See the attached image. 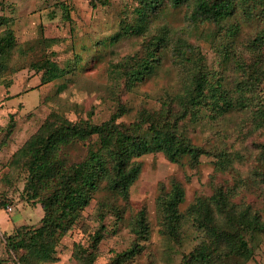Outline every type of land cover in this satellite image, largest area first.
Masks as SVG:
<instances>
[{"label":"rangeland","instance_id":"obj_1","mask_svg":"<svg viewBox=\"0 0 264 264\" xmlns=\"http://www.w3.org/2000/svg\"><path fill=\"white\" fill-rule=\"evenodd\" d=\"M136 6L135 0H111L107 4L103 0H0V18L5 17L0 20V35L11 29L15 40L12 61L7 62L9 70L0 82V263L18 264L6 246L4 233L11 234L20 226H39L44 216L41 204L32 205L23 196L25 174L18 184L20 191L10 194L4 178L11 171L9 161L13 155L51 114H59L72 122L89 121L100 125L118 112L121 102L128 113L121 116L119 122L129 124L135 120L138 110L159 109L162 97L180 88L184 75L170 52L165 54L156 72L132 90L126 89L123 79L114 75L112 65L141 55L143 37L116 38L122 32V22H131ZM241 8L226 23L227 28H238L233 39L225 36V30L219 31L214 26L188 28L191 9L186 5L165 6L157 23L166 24L176 35L187 32L185 36L199 47L209 70L216 72L233 91L241 79L238 63L235 58L227 61L224 53L234 50V57L243 58L241 63L243 60L253 62V55L260 52L264 58V46L257 47L255 41L264 29V20L246 19ZM212 34L215 40H211ZM47 58L71 72L41 85L42 72H37L35 65ZM262 88L264 95V83ZM183 126L181 131L207 151L200 163L194 167L187 159L173 163L163 153L141 157L138 161L142 163V172L130 189L129 202L116 200L106 189L99 191L83 211L81 220L57 247L56 262L48 264H87L86 258L79 259L82 247L78 246L95 253L93 264H116L117 256L131 249L136 241L133 226L142 210L147 212L150 239L142 243L144 249L140 254L121 264H183V256L200 243V236L187 225L182 244L173 243L161 232L157 209L158 197L169 192L175 181L181 182L186 192L185 202L180 207L183 213L199 198L211 197L217 188L231 190L234 187L237 195L231 193L232 201L251 206L264 219L263 188L253 180V169L257 165L254 146L264 143V132L251 137L248 116L241 111H232L219 120H211L204 114L199 122L187 121ZM98 147L99 141L93 137L64 151L70 163H79L87 158L91 149ZM224 148L239 156L228 170L220 171L214 153ZM240 180L249 186L238 187ZM100 200L113 201L123 207V220L113 214L102 219ZM99 230L100 240L94 248V233ZM245 238L252 259L247 262L233 257L220 264H264V233H245Z\"/></svg>","mask_w":264,"mask_h":264},{"label":"trees","instance_id":"obj_2","mask_svg":"<svg viewBox=\"0 0 264 264\" xmlns=\"http://www.w3.org/2000/svg\"><path fill=\"white\" fill-rule=\"evenodd\" d=\"M110 1L103 0V3ZM135 2L137 6L131 14V22H122V32L116 38L124 35L143 37L141 55L127 57L112 65L114 75L123 79L126 89L132 90L153 75L165 54L170 52L175 65L184 75L182 84L177 91L162 97L159 109L143 107L129 124L119 122V118L128 113V108L121 102L118 103V112L100 125L89 121L72 122L53 113L13 155L9 161L11 171L4 178L9 194L20 191L18 184L25 179L23 196L32 205L41 204L44 210L39 226L25 225L11 234L4 233L6 246L18 264L56 262L57 247L62 239L77 225L83 211L102 189H106L118 201L129 202L130 189L142 172V163L138 161L141 157L163 153L173 163L187 159L193 167L197 166L207 151L195 145L181 131L187 121L197 123L204 114L211 120H219L232 111H241L248 116L251 137L264 132L263 53L254 54L251 63L249 60L241 63L243 58L234 57V50L224 53L227 61L235 58L241 76L231 91L224 79L209 70L199 47L185 36L187 32L176 35L166 24L161 26L157 23L165 6L186 5L191 9L188 28L196 30L202 25L214 26L219 31L225 30V36L233 39L238 34V28H227V21L239 12L240 7L246 19L264 20V0ZM210 38L215 40V34ZM14 41L11 29L0 35V82L9 70ZM255 41L257 47L264 46V29ZM35 68L37 72H42L41 85L71 72L49 58L35 65ZM93 137H97L99 147L91 149L85 160L70 163L64 148L87 142ZM254 149L257 151V165L253 169V180L257 186H262L264 192V143H255ZM214 156L217 169L223 171L238 161L239 154L224 148L216 151ZM248 186L241 180L238 183V187ZM227 189L220 187L211 197L199 198L186 213L180 209L186 199L181 182H173L170 191L158 197L157 209L164 236L181 245L187 225H191L200 236V243L183 256V264H220L233 257L243 258L247 262L252 259L245 233H264V219L251 206L234 203L231 193L237 195L235 188ZM98 204L102 219L107 214H113L118 220H123L125 209L116 202L100 200ZM133 232L135 243L131 249L117 256L119 260L116 264L136 257L144 249L142 243L150 239L146 210L137 215ZM100 234V230L94 233L92 247L94 244V248L97 246ZM81 247L79 259L86 258L87 264H93L95 253L78 246Z\"/></svg>","mask_w":264,"mask_h":264},{"label":"crops","instance_id":"obj_3","mask_svg":"<svg viewBox=\"0 0 264 264\" xmlns=\"http://www.w3.org/2000/svg\"><path fill=\"white\" fill-rule=\"evenodd\" d=\"M2 14H3V13H2ZM11 89H12V88L9 89L10 92H11ZM0 231H2L1 228H0Z\"/></svg>","mask_w":264,"mask_h":264},{"label":"built area","instance_id":"obj_4","mask_svg":"<svg viewBox=\"0 0 264 264\" xmlns=\"http://www.w3.org/2000/svg\"><path fill=\"white\" fill-rule=\"evenodd\" d=\"M8 210L10 211V210H11V208H8Z\"/></svg>","mask_w":264,"mask_h":264}]
</instances>
